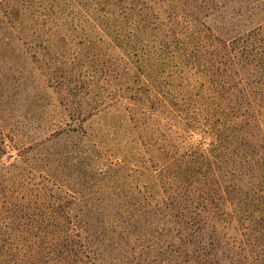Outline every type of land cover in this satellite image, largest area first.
<instances>
[{
    "label": "rangeland",
    "instance_id": "rangeland-1",
    "mask_svg": "<svg viewBox=\"0 0 264 264\" xmlns=\"http://www.w3.org/2000/svg\"><path fill=\"white\" fill-rule=\"evenodd\" d=\"M152 1L125 19L119 5L108 15L96 0H0L2 173L25 176L31 190L80 177L79 190L135 200L177 167L172 160L186 164L195 151L187 117L205 106L212 77L178 33L193 29ZM262 209L258 227L245 223L248 264H264Z\"/></svg>",
    "mask_w": 264,
    "mask_h": 264
},
{
    "label": "trees",
    "instance_id": "trees-1",
    "mask_svg": "<svg viewBox=\"0 0 264 264\" xmlns=\"http://www.w3.org/2000/svg\"><path fill=\"white\" fill-rule=\"evenodd\" d=\"M157 3L193 29L178 33L212 77L205 106L187 117L195 151L135 200L79 190L80 177L31 190L0 158V264H248L245 223L258 227L264 206V0ZM96 4L139 19L155 1Z\"/></svg>",
    "mask_w": 264,
    "mask_h": 264
}]
</instances>
